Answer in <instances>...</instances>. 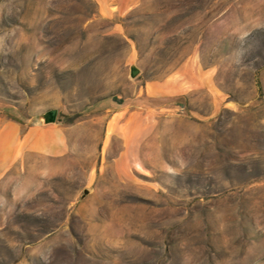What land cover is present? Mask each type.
Segmentation results:
<instances>
[{
    "label": "rangeland",
    "instance_id": "1",
    "mask_svg": "<svg viewBox=\"0 0 264 264\" xmlns=\"http://www.w3.org/2000/svg\"><path fill=\"white\" fill-rule=\"evenodd\" d=\"M50 109L0 264H264V0H0V123Z\"/></svg>",
    "mask_w": 264,
    "mask_h": 264
},
{
    "label": "crops",
    "instance_id": "2",
    "mask_svg": "<svg viewBox=\"0 0 264 264\" xmlns=\"http://www.w3.org/2000/svg\"><path fill=\"white\" fill-rule=\"evenodd\" d=\"M48 117L42 119L46 120ZM57 116V122L49 124H31L24 133L18 122L7 120L0 123V146L3 153L0 168H5L15 162L25 151L39 154L61 153L66 149L64 132Z\"/></svg>",
    "mask_w": 264,
    "mask_h": 264
},
{
    "label": "water",
    "instance_id": "3",
    "mask_svg": "<svg viewBox=\"0 0 264 264\" xmlns=\"http://www.w3.org/2000/svg\"><path fill=\"white\" fill-rule=\"evenodd\" d=\"M133 68H135V66H133ZM138 69V68H137ZM139 70V69H138ZM131 76L134 77V69H131ZM43 116L48 117L46 120L42 119ZM57 116H58V111L57 109H50L42 114L38 115V120L42 123V124H49V123H55L57 122Z\"/></svg>",
    "mask_w": 264,
    "mask_h": 264
},
{
    "label": "bare ground",
    "instance_id": "4",
    "mask_svg": "<svg viewBox=\"0 0 264 264\" xmlns=\"http://www.w3.org/2000/svg\"><path fill=\"white\" fill-rule=\"evenodd\" d=\"M136 73H137V71L135 70V71H134V74H136Z\"/></svg>",
    "mask_w": 264,
    "mask_h": 264
}]
</instances>
